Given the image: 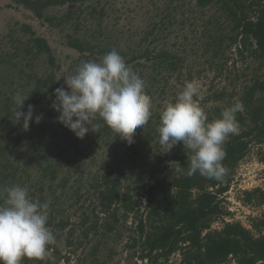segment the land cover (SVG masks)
<instances>
[{
	"label": "trees",
	"instance_id": "1",
	"mask_svg": "<svg viewBox=\"0 0 264 264\" xmlns=\"http://www.w3.org/2000/svg\"><path fill=\"white\" fill-rule=\"evenodd\" d=\"M12 1L23 5L39 18L51 22L66 20L71 25L67 43L78 50L86 61L93 58L99 62L108 52L117 50L126 64L145 81L148 95L153 94L158 81L168 85L171 80H175L183 88L187 82L206 78V90L195 99L205 111L208 121L219 118L224 108L236 102L244 105V111L236 114L238 134L230 135L223 145L226 156L222 163L227 173L222 180L208 179L198 172L188 176L189 157L192 153L184 149L182 142L166 152L169 161H177L180 165L172 169L168 163L167 170L159 174L157 165L150 163L149 151L141 152L140 147L146 141H155L158 153L154 157L166 151L159 143L156 124L148 122L143 129L138 128L134 143L128 144L102 120H97L103 126V131L98 135L117 141L121 149L130 150L132 160L117 162L108 158L105 161L104 172L96 175L84 194L89 192L88 196L94 199L91 201L93 207L90 208L89 204L88 208H84L78 213L75 222L61 216L59 209L51 211L48 227L55 234L56 242L48 247L43 259L25 257L22 264H60L61 260L71 264V255L63 254L56 245L58 241L65 243L72 252L83 251L77 264H109L118 253L110 242L113 240L117 244L123 239L126 230H133L134 234L129 236L126 246L136 250L124 264H169L176 253L181 254L182 264H228L231 259L236 264H264V217L253 220V227L259 232L256 234L240 221L225 220L231 212L223 205L224 195L251 144H264V0H189L190 14L202 19L205 27L202 55L192 60H189L192 55L183 56L176 49L175 43L164 44L161 48L151 47L158 39L156 35L160 28H157V23L149 30L143 28L139 40H134L135 34L125 37L118 27L121 17L109 14L111 8L107 6H88L86 13L92 19H87L85 14L90 25L82 28L78 17L84 10L75 8L76 0ZM186 1L168 0L171 4H181L182 8L187 5ZM66 3L69 5L60 18L47 14L49 8ZM168 7L158 11L163 15V25L170 24L177 17L176 14L182 18L181 25L191 19V16L186 15V10L180 12L178 7H173L174 11H179L174 14ZM213 7V13L209 14L208 10ZM112 9L117 13V8ZM107 18L113 27L115 25L114 28L108 29L111 24L106 22ZM22 28L23 34L29 35L27 39H16L15 32L6 35L13 47L5 53L0 52V58L3 57L0 68L2 62L11 63L10 67L14 70L19 68L18 81L23 80L26 91L30 88L29 98L22 109L27 112L29 104L35 109L44 98L54 94L62 81L57 76L61 66L57 65L56 55L47 38L38 35L29 24H22ZM16 42L24 46H18ZM131 42L135 44L131 45ZM99 55L100 58H96ZM202 59L203 63L200 62ZM38 62L43 64L36 68ZM241 67L242 73L238 74L237 70L240 71ZM160 76L162 78L159 79ZM2 80L0 75V128L12 121L14 130L19 131L0 140V187L18 184L25 186L19 169L11 164L13 162L8 159L3 163L2 160L13 151L10 149L19 148L23 144L25 136L21 131L22 124L18 123L14 115L13 98L16 92L2 91L5 86ZM10 82L13 83V77ZM53 100L45 106L47 121L38 128L35 135L28 137L34 144L33 158L40 165L49 148V136H57L58 127L66 128L57 122L59 113L51 107ZM151 112V117H160L153 109ZM54 123L58 125L57 128ZM31 126L32 122L29 129ZM70 133H64L67 140L71 138ZM46 163V174L42 176L49 175L51 181L57 179L61 164L54 165L50 160H46ZM146 174H150L151 179L147 180ZM44 189L43 185L39 188L41 203L47 201ZM79 190L75 195L78 199H84L78 193ZM243 193L245 204L264 206L263 188L245 190ZM31 195L35 196V192ZM217 220H222L223 225L213 228Z\"/></svg>",
	"mask_w": 264,
	"mask_h": 264
},
{
	"label": "rangeland",
	"instance_id": "2",
	"mask_svg": "<svg viewBox=\"0 0 264 264\" xmlns=\"http://www.w3.org/2000/svg\"><path fill=\"white\" fill-rule=\"evenodd\" d=\"M186 2L187 5H183L184 8H182L181 4H171L168 0H76L75 8L79 7L84 10L80 17H78L82 28L90 25L89 22L86 21V18L89 20L92 19V17L86 13L88 6L96 5L98 8L103 6L111 8L109 14L121 17L118 25V27L122 29L121 32L124 33L125 37H129L130 35L133 36V34H135V41L139 40V37L142 36L143 28L149 30L151 27H154L155 23H157V28H160L156 35L158 39L155 43L151 44V47L161 48L162 46H165L164 44L173 45L175 43L176 49L179 50L183 56L192 55L189 58V60H192V58L196 59L202 55V43L205 38L202 35L205 27L202 19L192 17V14H190L191 7H188L190 6V1L187 0ZM68 5L69 3L61 6H53L48 9L47 14L55 15L60 18L61 14H65V7L67 8ZM167 5H169L168 8L173 11L174 14H176V12L179 13V11H174L173 7H178L180 12H182V9H184V11L186 10V15L191 16V19L181 25L180 22L182 18L180 17V14H176L177 17H175L170 24L166 23L163 25V15H160L158 11ZM113 7L117 8V13H114V9H112ZM213 11L214 7L211 10H208V13L211 14ZM85 14L86 18L84 17ZM106 20V22L111 24L108 29L115 27V25L113 27L112 22L109 21L110 19L107 18ZM22 24L31 25L38 35L47 38L56 55L57 65L61 66L57 71L58 79L62 81L60 87L63 86L64 88H68L65 79L70 75L75 74L82 63L87 60L81 57V53L78 50L70 47L67 43V34L70 33L71 25L66 20L62 21V19L61 22L58 20L51 22L46 18H39L23 5L17 4L12 0H0L1 53H5L13 47V44L6 36L8 33L15 32L14 35L16 39L25 37L27 39L29 37V35L23 34ZM150 41L151 40H149L148 43ZM15 44H18V46H24L23 43L16 42ZM133 44L135 43L131 42V45ZM2 58L3 57L0 58V61ZM96 58L99 59L100 55ZM15 60L16 59L12 61V64ZM91 61H94L93 58ZM203 61V59L200 60L201 63H203ZM23 62H25V60H23ZM10 64L11 63L7 62H2L1 64L0 75L3 79L2 81L5 83L2 91L4 90L6 93L11 91L16 92V94L21 93L23 95H28L30 88H27L28 91H26V89L23 88V80L18 81L17 73L19 68L16 67L14 70L13 67H10ZM41 64L43 63L38 62L36 68L40 67ZM44 65L41 70H43ZM200 68H203V66ZM237 73H242V67L240 68V71L237 70ZM11 77H13V83L10 82ZM162 77L160 76L158 78L160 79ZM194 81L200 84V92L203 93L207 88V79H195ZM182 89V86L177 84L175 80H171L168 85H166L164 81H158L153 88V94L149 95L152 99L151 109H153L154 113L160 115L167 104L175 102ZM0 99H2V97ZM52 99H55L54 94L50 97L44 98L41 103L35 107L33 120L31 121L32 126L28 130L21 129V131L25 133V136L23 135V144H21L19 148L16 147L10 149L13 151L7 153L2 160L4 163V161L6 162L9 159L10 162H13L11 164L19 169L20 174H22V183H24L29 189V195L32 199L39 201V188L43 185L45 188L44 192L47 195L46 202L49 204V213L54 209H59L61 216L64 215L65 217H69L72 222H75L77 220L76 217H78L80 212L84 208H88L91 201L94 200L91 196H88L89 192L86 193L85 196L84 194L89 190L96 175L104 172V167L106 165L105 161L109 158L117 162H124L132 160L133 157L131 156L130 150L119 148L117 141L115 142L113 139H107L106 137L98 135L103 131L102 124H100V132L90 131L83 139H80L67 127L64 129L60 127L57 128L58 125L54 123V127L58 129V135L54 137L52 135L49 136L51 141L48 142L49 148L44 154L43 162L41 165L37 163L35 158H33L34 144L32 141L28 140V137L32 134L35 135L38 128L47 121L45 106ZM40 114H43V119L37 124L35 122V116ZM149 122L150 124H156L159 127L160 117H150ZM96 123H99V121H96ZM18 131L19 129L14 130L13 122L11 121V123L5 124V126L0 128V140H4L10 135V133L13 136ZM67 131L71 132L69 134L71 138L68 140L64 134L67 133ZM140 147L141 152L149 151V155L151 156L150 163L153 166L157 165L159 174L167 170V164L169 162L167 153L163 151L162 154L157 155L159 157H154L156 153H158L155 148V141H146L142 145L140 144ZM59 154H61V156L60 159L57 160ZM46 160H50L54 165L61 164L58 178L53 181L50 180L49 175L42 176V174H46L44 170L47 166ZM150 167L151 166H149V168ZM146 175L147 180L151 179L150 174ZM132 179L129 180L131 181ZM257 187L264 189V144L252 143L246 157L237 167L231 186L224 195L225 199L223 205L229 212H231V214L226 215L225 220L240 221L244 226L253 229L256 234H259V232L253 227V220L264 217V206L245 204L242 200L244 195L243 192L245 190H253ZM78 189H80L78 193L83 195L81 198L84 197L85 200L78 199L75 195V192ZM32 192H35V196L31 195ZM79 207H82V209L79 210ZM89 207L92 208L93 205L91 204ZM127 225L131 226L129 223ZM222 225V220H217L212 227L220 228ZM132 231L133 230L129 232L126 230L123 239L119 240L117 244L111 240L110 244L114 246L118 253L112 258L109 264L126 263L128 256L136 250V248H127L126 246L129 242V236L134 235ZM56 245L62 250L63 254L71 255V264H77L80 256L84 254L82 250H79L77 253L72 252L71 249L61 241H58ZM89 249L90 248L85 251L86 254ZM50 253H52L51 250ZM64 262L66 261L61 260L60 264H65ZM169 264H182L181 254H174L171 257ZM228 264H236V262L234 259H231Z\"/></svg>",
	"mask_w": 264,
	"mask_h": 264
},
{
	"label": "clouds",
	"instance_id": "3",
	"mask_svg": "<svg viewBox=\"0 0 264 264\" xmlns=\"http://www.w3.org/2000/svg\"><path fill=\"white\" fill-rule=\"evenodd\" d=\"M65 79V78H64ZM68 86L54 90L51 107L59 113L57 122L83 139L86 134L100 132V119L128 144L134 143L138 128H144L152 115V99L146 94L145 81L127 65L115 49L99 62L86 61L75 74L65 79ZM200 84L187 82L175 102L166 105L160 114L159 143L170 152L178 143L192 153L187 175L197 172L208 179L222 180L227 173L222 161L223 147L230 135L238 134V112L244 111L236 102L221 111L220 117L208 121L203 108L195 99ZM28 95L17 93L14 115L24 130H28L34 116V106L22 111ZM43 114L35 116L38 124ZM116 135V136H117ZM173 169L180 164L169 161ZM0 264H22L27 258L43 259L55 242V234L48 227L49 204L29 195L26 186L0 187Z\"/></svg>",
	"mask_w": 264,
	"mask_h": 264
}]
</instances>
